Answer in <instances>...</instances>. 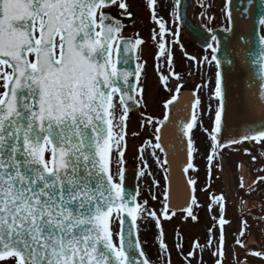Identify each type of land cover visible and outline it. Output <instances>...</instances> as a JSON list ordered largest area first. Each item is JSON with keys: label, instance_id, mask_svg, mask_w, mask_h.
Returning <instances> with one entry per match:
<instances>
[{"label": "snow or ice", "instance_id": "6c2138e0", "mask_svg": "<svg viewBox=\"0 0 264 264\" xmlns=\"http://www.w3.org/2000/svg\"><path fill=\"white\" fill-rule=\"evenodd\" d=\"M239 2L243 12H247L253 0ZM157 3L158 0H147L151 19L159 27V31L153 29L151 38L157 48L159 81L170 98L163 103L162 119L141 113V128L145 122L154 126L155 143L148 140L145 146L158 149L165 156L161 160L155 151L152 153L165 173L159 215L148 207V200H138L139 189L127 190V122L133 106L144 107L142 76L146 71V61L141 59L145 41L138 34L135 39L125 36L127 25L109 11L118 8L121 17L131 19L127 0H0V264H151L139 238L135 243L131 239L136 221L144 218L155 221L158 254L171 264L161 219L171 220L176 215L169 189L176 152L166 150L164 138L170 128L177 129L182 145L186 138L182 171H198L193 163L197 149L192 133L198 124L201 101L195 92L189 101L183 99L181 77L174 71V52L165 39L171 35L175 37L171 44H178L180 33L167 27L158 15ZM231 5L232 0H226L224 10L230 24ZM200 6L205 7L203 3ZM259 6V24L264 26V0H260ZM182 8L183 0H173L170 15L174 20L183 18ZM208 32L212 42H207L209 37H205V42L213 55L211 61L207 56L204 61H216L212 98L218 101L208 133L211 178L212 162L221 156L222 149L245 141L264 144V125L240 138L222 140L224 76L216 55L219 41L212 29ZM259 41L264 44V36ZM133 59L138 63L130 70ZM161 60L169 69L167 75L162 71ZM170 77L177 81L174 90L169 87ZM173 111L186 114L179 124L170 115ZM144 150L139 149L141 161ZM260 155L264 156V152ZM144 175L143 170L138 171L137 179ZM258 183H264V176L247 185L241 176L238 189L248 195ZM153 184L159 186L155 180ZM196 184L195 179H187L186 188L191 191L186 193L184 204L177 206L186 214L185 219L193 222H198L194 209L200 207L195 196ZM156 198L151 196L152 200ZM209 199V213L216 210L214 205L219 209V216L212 217L214 227L219 228L212 255L216 257L215 264H223L224 226L229 223L225 216L227 199L223 193ZM237 203L243 212L248 202L240 197ZM115 225H119L120 231H114ZM125 225H129L127 240ZM241 225L235 244L245 249L246 255L264 259V251L248 249L241 239L246 235L247 221L241 220ZM207 231L206 245L211 248L215 239L213 228ZM175 247L185 264H193L205 245L194 239L186 254L183 243L178 242ZM137 250L142 259H138ZM197 264H202V260ZM237 264L246 261L238 260Z\"/></svg>", "mask_w": 264, "mask_h": 264}, {"label": "rangeland", "instance_id": "374dc122", "mask_svg": "<svg viewBox=\"0 0 264 264\" xmlns=\"http://www.w3.org/2000/svg\"><path fill=\"white\" fill-rule=\"evenodd\" d=\"M159 3V5H158ZM157 7H162L161 3L158 1ZM200 3H203L205 7L203 9L205 11H210L214 15H219V22H222V18L226 20V12L224 10L225 6V0H200ZM130 11L132 12V18L128 19L129 22V31L135 32L137 31L138 27V15L139 9L142 7L139 0H131L130 3ZM210 5V7H209ZM118 10V13H121V10L116 8ZM171 9V8H170ZM127 18V17H126ZM135 18V19H134ZM213 72L214 68L209 67ZM152 84L149 85V91L148 95L146 96L148 98L149 103L153 101L151 89ZM150 108V107H149ZM140 130V123L136 126H132L131 132H139ZM151 140L148 136V139L145 137V134L141 137L135 136L134 139L130 140V143L132 147L136 143H142V147L146 148L145 141ZM253 143L244 142L242 144H239L235 147H231L227 150V153L229 154V160H231L233 166H236V172L234 175V183L238 184L239 178L243 176L245 184L251 183V181L254 179L256 173H260L258 170L259 167L251 168L252 172L250 175V179L248 180L246 175L248 173H244V167H247V169L250 167V155L246 154L247 150L251 153V155L255 154L252 152L249 147ZM140 153V151H139ZM262 152L257 153L258 159L261 160V163H264V156H261ZM146 151L144 150L143 156L145 157ZM141 156V153L139 154V157ZM148 156V154H147ZM245 163V164H244ZM253 163V162H252ZM258 162H256L257 164ZM197 165L199 167L198 171H196L197 179H198V186H197V202L200 205V207H196L194 209L196 215L198 216V223L193 222L190 218L185 219L186 214L185 213H178L175 215L171 220H163L161 219V225L165 234V241L169 248L170 253V260L171 264H185V261L183 259V256L178 253L175 245L178 242H181V239L184 244L185 239V246H188V250L191 249V245L194 239H198L201 245H205L204 251L202 253L197 254L195 260L193 261V264H197L198 261L202 260V264H215L216 257L212 255L214 251H216L215 244L218 243V237H219V228L218 226L214 227V221L212 219L213 216H219V209L217 206L214 205L216 210L212 213H209L206 209V203H210V196L213 194H220L223 191V194L226 196L227 199V206H226V214L228 213L230 215V218H232V221H229L224 226L225 231V256L223 259V264H237V261H246V264H264V259L246 255L245 249L240 248L238 245L235 244V239L237 238L239 231L242 227L241 220H239L236 216V207L234 206V203L231 202L229 199L230 192L226 190L231 183L232 179L231 176L227 170L226 167H224V174L219 171L217 167V162L214 160L212 162V169H211V178H209L208 171H209V162L206 161L205 158H202L201 160L197 161ZM152 172L154 175H149L148 173ZM145 175L141 176V191H140V201L148 200V207L152 210H154L157 215L160 214L161 209L163 208V196L161 192V178H160V168L157 166V164L151 165L149 168L146 169ZM238 175V176H237ZM157 181L159 186H155L153 184V181ZM226 189H225V188ZM262 189V184H257V187H255V190L251 192V194L246 195L243 191H240V196L247 202L256 200V196L259 194V192ZM155 195L157 198L155 200L151 199V196ZM208 203V205H209ZM250 204V203H249ZM247 203V205H249ZM264 208H262V212H258L256 216V222L255 224L252 223V220L255 221L253 217H250L252 214L249 213V211L244 213V216H246L247 221V227L245 228L246 235L244 237H241L247 245L248 249L253 251H264V219H261L264 217ZM248 210V208H246ZM210 215V219L207 216V213ZM228 216V215H227ZM258 218L261 219V221L258 220ZM140 223V233L141 238L143 241V244L147 250V253L153 262V264H163L162 260H167L163 255L158 254L159 252V240H158V229L156 227V223L151 218H144L139 219ZM115 230L117 231V225L114 226ZM213 228V236H214V243L213 247L209 248L206 245V242L208 240V229ZM179 234V235H178ZM182 243V242H181ZM187 250V251H188ZM156 251V252H155ZM187 251H184V254L187 253ZM182 260V263L179 262V260Z\"/></svg>", "mask_w": 264, "mask_h": 264}, {"label": "water", "instance_id": "95a60500", "mask_svg": "<svg viewBox=\"0 0 264 264\" xmlns=\"http://www.w3.org/2000/svg\"><path fill=\"white\" fill-rule=\"evenodd\" d=\"M259 5L260 0H253L252 4L248 5L249 10L243 12L239 0H232L233 22L229 23V27L219 26L213 29L219 41L216 55L221 61L220 70L224 76V126L220 135L225 142L233 137L240 138L245 132L264 125V44L259 41L262 36L259 24L262 9ZM193 7L194 0H183L181 21L196 42L207 45L205 37H209L207 42L211 43L210 33L208 28L190 13ZM133 56L135 57V53ZM135 64L136 60L133 59L130 70L134 69ZM187 95L189 94L183 96L185 101ZM178 114L176 112L172 115L175 122ZM136 174L134 171L127 173V190L132 192L137 190ZM128 227L129 225H125V240L128 239ZM132 232L131 239L135 243L138 237L137 221ZM138 259L142 257L138 256Z\"/></svg>", "mask_w": 264, "mask_h": 264}, {"label": "flooded vegetation", "instance_id": "af4514ba", "mask_svg": "<svg viewBox=\"0 0 264 264\" xmlns=\"http://www.w3.org/2000/svg\"><path fill=\"white\" fill-rule=\"evenodd\" d=\"M197 12L201 13L202 8L199 7ZM159 16L163 17V19L167 22V27L172 31L175 32V24L173 23V18L170 15V9L167 10L166 8L160 10L158 13ZM205 17V14H203ZM214 17V15H213ZM219 15H216L214 19H218ZM207 24L211 22L206 18L204 19ZM212 21V20H211ZM155 29L159 31L158 25L155 23H142V28L140 29V37L145 41L142 45V53L141 59L142 61H146V78L142 80L144 93H143V101L147 102L149 91V85L152 84L150 90L152 94L153 101L149 103V107L152 112L155 113V119H161L164 115V108L163 103L166 99L170 98V93L165 91L164 88L161 86L159 81V76L156 71L157 60L155 59L157 48L156 43L152 40V31ZM159 39V38H158ZM165 39L169 41L170 47L174 52V71L178 73L181 77L180 84L183 87H192L195 88L198 92V97L201 101L199 108L197 109L198 115V124L193 129V140L195 144V148L197 149L196 153L201 154L205 150L208 149L209 143V136L208 132H205L204 129H207V125L209 122V116L212 111V107H208L210 103L209 99L212 93V71L209 68V62L204 61V57L207 56V52L200 47L194 46L192 41L187 37L185 33L181 30L179 36V43L178 44H171V41L174 40V37L169 35L166 36ZM195 57V60L188 59L187 57ZM209 58V57H208ZM152 62V63H151ZM160 64L164 65L163 60L159 62ZM194 65V69L193 66ZM165 75L168 74L169 69L166 65L163 66L162 69ZM194 76H193V75ZM177 81L174 78L170 77L169 87L175 89ZM197 86H200L199 90ZM149 102V101H148ZM154 126H151V137H153ZM155 143V141H154ZM157 151H159L157 149Z\"/></svg>", "mask_w": 264, "mask_h": 264}, {"label": "bare ground", "instance_id": "6f19581e", "mask_svg": "<svg viewBox=\"0 0 264 264\" xmlns=\"http://www.w3.org/2000/svg\"><path fill=\"white\" fill-rule=\"evenodd\" d=\"M189 96H192L191 94H189ZM188 100L186 101H189L190 100V97H187ZM183 114H180L179 116H177V121L176 123L179 124L181 122V119L183 118ZM172 136H174L172 133H171ZM174 141L175 142V152H176V158L174 159V164H175V170L176 172L175 173H181V169L183 168L184 166V161L186 160V150H185V146L186 144H181L180 143V139H179V135H178V131L176 129L175 131V136H174ZM244 173H248V176H249V171L247 169V167H244ZM175 182L177 183V185H174L173 186V183L172 185H170V187L172 188L171 190V202L172 203H177V202H183L185 200V195L186 193H188V190L186 188V185L184 183V180L183 178H181V176L177 175L176 178H175Z\"/></svg>", "mask_w": 264, "mask_h": 264}]
</instances>
